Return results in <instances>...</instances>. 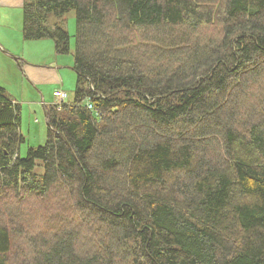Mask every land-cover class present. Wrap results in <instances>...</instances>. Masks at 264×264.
<instances>
[{
    "label": "trees",
    "instance_id": "obj_1",
    "mask_svg": "<svg viewBox=\"0 0 264 264\" xmlns=\"http://www.w3.org/2000/svg\"><path fill=\"white\" fill-rule=\"evenodd\" d=\"M71 10L25 157L0 86V264H264V0H25L24 39L69 54Z\"/></svg>",
    "mask_w": 264,
    "mask_h": 264
},
{
    "label": "rangeland",
    "instance_id": "obj_2",
    "mask_svg": "<svg viewBox=\"0 0 264 264\" xmlns=\"http://www.w3.org/2000/svg\"><path fill=\"white\" fill-rule=\"evenodd\" d=\"M24 4L25 0H0V86L22 109L21 129L26 142L19 150L21 157L27 155L29 147L45 144L48 125L44 107L57 103L54 92L68 93L65 101L68 102L74 99L77 87V74L73 68L76 12L71 10L61 19L50 16L51 25L62 22L71 37L70 53L58 55L53 40H24ZM29 211L24 203H20L15 220ZM21 243L25 244L23 239L19 240V246Z\"/></svg>",
    "mask_w": 264,
    "mask_h": 264
},
{
    "label": "built area",
    "instance_id": "obj_3",
    "mask_svg": "<svg viewBox=\"0 0 264 264\" xmlns=\"http://www.w3.org/2000/svg\"><path fill=\"white\" fill-rule=\"evenodd\" d=\"M54 96L57 100V104L61 106V104L64 103L66 99L68 98V93H66L65 91L57 90L54 92ZM88 108L91 109L92 105L89 104Z\"/></svg>",
    "mask_w": 264,
    "mask_h": 264
},
{
    "label": "crops",
    "instance_id": "obj_4",
    "mask_svg": "<svg viewBox=\"0 0 264 264\" xmlns=\"http://www.w3.org/2000/svg\"><path fill=\"white\" fill-rule=\"evenodd\" d=\"M25 40V39H24ZM48 39H44V40H38V41H28V42H44V41H47ZM51 40V39H50ZM54 48H55V43H54ZM56 51V49H55ZM16 102V100H14ZM22 110V109H21ZM44 110H45V107H44ZM21 124H22V112H21ZM20 131L22 133V129L20 127ZM23 135V134H22ZM26 141V140H25Z\"/></svg>",
    "mask_w": 264,
    "mask_h": 264
}]
</instances>
